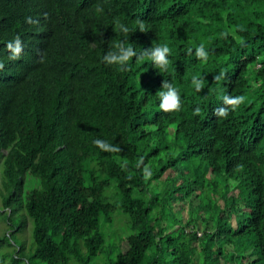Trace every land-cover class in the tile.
<instances>
[{
  "label": "trees",
  "instance_id": "1",
  "mask_svg": "<svg viewBox=\"0 0 264 264\" xmlns=\"http://www.w3.org/2000/svg\"><path fill=\"white\" fill-rule=\"evenodd\" d=\"M119 40L168 66L105 64ZM0 213L33 237L0 264H264V0H0Z\"/></svg>",
  "mask_w": 264,
  "mask_h": 264
},
{
  "label": "clouds",
  "instance_id": "2",
  "mask_svg": "<svg viewBox=\"0 0 264 264\" xmlns=\"http://www.w3.org/2000/svg\"><path fill=\"white\" fill-rule=\"evenodd\" d=\"M96 12L101 13L103 10L99 5L96 6ZM139 23V28L141 31L144 30L143 23ZM114 31L123 33L125 36V40L127 39V35L130 32V28L121 23L119 19H114ZM16 48L14 49L15 52H19V38L15 41ZM8 47L11 49L13 47L12 43L8 44ZM191 52V49L188 50ZM170 49L167 44H157L152 46L151 48L144 50L141 53H137L134 51L131 45H126L124 40L113 41L111 44V49L103 56V62L107 65H117L118 70L125 71L127 70L128 62L131 60L133 56H136L138 62H142L143 59L147 58L151 61H155L157 67H159L162 71L168 66L167 54H169ZM196 56L198 58L206 59L207 54L204 50V44L201 43L196 48ZM221 76L215 77V80H220L221 77L224 75L223 71H221ZM199 74L194 75L191 80V87L195 89V91L199 92L203 87V81L198 78ZM158 99L161 101L159 104V108L163 111L167 112L170 110H179L180 108V99L178 95V89L172 84L165 81L163 84V90L158 91L156 93ZM223 102L225 105L232 106L233 110L236 106L240 103L244 102V96H228L225 95L222 97ZM227 108H221L216 111L218 116H226L227 115ZM200 113V108L197 107L193 111V115H198ZM93 143L98 146L100 149L109 152H117L119 148L117 146L111 145L104 140L96 139Z\"/></svg>",
  "mask_w": 264,
  "mask_h": 264
},
{
  "label": "rangeland",
  "instance_id": "3",
  "mask_svg": "<svg viewBox=\"0 0 264 264\" xmlns=\"http://www.w3.org/2000/svg\"><path fill=\"white\" fill-rule=\"evenodd\" d=\"M27 186L26 189H30L33 186L38 184V181H36L35 179H30L27 181ZM114 187H112L110 189V192H113ZM184 216H186V212H183ZM119 215H123L122 213H119L116 218H115V222H114V228H115V235L116 236H120L121 234H123L124 231H126V224L121 222V219L118 218ZM1 216V213H0ZM125 216V215H123ZM1 219H3L2 217H0ZM126 218V216H125ZM13 226L16 227L19 225V221L17 219H14L13 221ZM31 224L27 223L25 226V231L23 230L24 228V224L22 225V229L19 232H13L11 235L8 232V228H7V224L4 223L3 221H0V234L2 235V237H5L3 241H1L0 243V248L2 250V252H0V254L3 253H9V254H13L15 255V253L18 251L19 247L22 245V243L26 244L27 250H31L32 248V244H33V237H32V230H31ZM12 231V230H10ZM121 246H123L124 248H126V244L123 243ZM9 261V259L7 260ZM27 259L23 260V264H26ZM96 264V262H95Z\"/></svg>",
  "mask_w": 264,
  "mask_h": 264
}]
</instances>
